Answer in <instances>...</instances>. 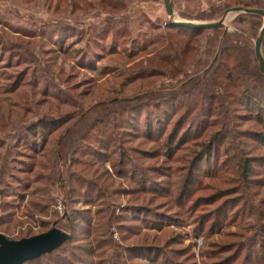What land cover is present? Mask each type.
Here are the masks:
<instances>
[{
  "label": "rangeland",
  "instance_id": "374dc122",
  "mask_svg": "<svg viewBox=\"0 0 264 264\" xmlns=\"http://www.w3.org/2000/svg\"><path fill=\"white\" fill-rule=\"evenodd\" d=\"M218 1L175 19L219 21ZM242 15L219 32L255 54L264 18ZM169 21L164 0H0V233L69 234L25 264H264V128L240 92L186 107L212 36L172 49Z\"/></svg>",
  "mask_w": 264,
  "mask_h": 264
},
{
  "label": "trees",
  "instance_id": "16d2710c",
  "mask_svg": "<svg viewBox=\"0 0 264 264\" xmlns=\"http://www.w3.org/2000/svg\"><path fill=\"white\" fill-rule=\"evenodd\" d=\"M218 2L219 4L213 6L212 9H210V12L205 15V19L209 21L216 19L219 20L227 11L235 8L264 9V0H219ZM260 19L261 17L259 16L244 14L238 18L237 23L238 25L245 27L249 24H258L257 22ZM174 27L177 29L173 28L168 37L170 48L175 46L177 49H180L184 45L187 46L190 41L189 39L191 38L177 37V32H179L181 27ZM219 31L220 29L209 31L192 30V37L201 36L203 34H210L212 36L205 42L207 46V54L211 58V63L206 67L204 77H209L207 80V88L210 92H205V90L200 89L198 96L196 95L192 97L191 94V97L187 99L188 102L186 103V107H194L195 109L198 103L204 100V98H213L214 101L220 99L219 101H216L218 107H214L213 111L216 112L219 108L220 111L218 112H221L227 110L229 105L226 100L229 101L233 99V91L237 93L240 92L242 95H246L244 106L255 111L256 115L254 116H256L257 121L260 122V125L264 128V76L260 70L256 54L253 52V47L247 39L240 35L227 34L224 36L223 33H220ZM184 52L185 51L181 53V51L177 50L175 59L172 58V61H164L163 64L171 68L172 75L175 71L180 73L183 70L182 68L184 67L187 58H184ZM160 58L161 61L167 60L165 57L163 59L162 56H160ZM172 62L176 63V66L173 65ZM201 63L202 62H200V64ZM179 66H181V68H179ZM216 89H219L220 92H222L221 96L223 97L216 96ZM206 94H208V97ZM90 120L92 121V119ZM246 170L249 171L251 169L247 167ZM98 230L99 229H96V231ZM68 241L69 239L66 242ZM50 254H46L41 258ZM39 259L29 262H34Z\"/></svg>",
  "mask_w": 264,
  "mask_h": 264
},
{
  "label": "water",
  "instance_id": "95a60500",
  "mask_svg": "<svg viewBox=\"0 0 264 264\" xmlns=\"http://www.w3.org/2000/svg\"><path fill=\"white\" fill-rule=\"evenodd\" d=\"M165 11L171 25L191 30H217L223 29L229 14H246L264 18V9L235 8L227 11L219 21L197 22L184 19H175L172 0H164ZM264 24L259 37L255 41V54L264 76ZM69 234L61 229L53 228L46 233L21 240H10L0 233V264H25L41 258L59 249L67 240Z\"/></svg>",
  "mask_w": 264,
  "mask_h": 264
}]
</instances>
